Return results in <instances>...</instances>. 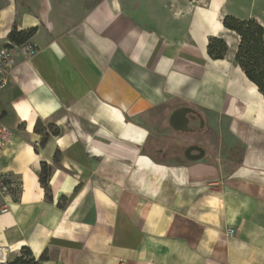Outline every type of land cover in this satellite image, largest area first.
<instances>
[{
  "label": "crops",
  "instance_id": "crops-1",
  "mask_svg": "<svg viewBox=\"0 0 264 264\" xmlns=\"http://www.w3.org/2000/svg\"><path fill=\"white\" fill-rule=\"evenodd\" d=\"M35 5L19 29L37 27L36 51L15 56L0 94L12 131L0 173L21 182L17 197L0 194L8 264L26 249L37 264H264V98L222 25L231 15L264 28V0ZM213 36L228 46L223 59L207 54ZM178 103L198 109L200 137L222 146L158 159Z\"/></svg>",
  "mask_w": 264,
  "mask_h": 264
},
{
  "label": "trees",
  "instance_id": "trees-1",
  "mask_svg": "<svg viewBox=\"0 0 264 264\" xmlns=\"http://www.w3.org/2000/svg\"><path fill=\"white\" fill-rule=\"evenodd\" d=\"M222 25L235 32L239 36V43L234 55V60L243 71L246 78L253 83L264 98V28L253 18L239 19L231 15H224ZM37 27L32 26L28 29H17L16 26L8 33V43L19 45L31 39ZM7 45V44H6ZM207 54L212 59H223L226 55L228 46L224 39L220 37H210L207 43ZM37 124V123H36ZM35 124V125H36ZM48 131L52 135L58 134V129L53 124L47 125ZM48 133L43 135L40 145H44ZM51 167L46 163L41 164L38 173L40 185L44 188L45 195L49 192V176ZM28 250H24L21 256L10 264H37L30 256ZM40 259H45L41 255Z\"/></svg>",
  "mask_w": 264,
  "mask_h": 264
},
{
  "label": "rangeland",
  "instance_id": "rangeland-1",
  "mask_svg": "<svg viewBox=\"0 0 264 264\" xmlns=\"http://www.w3.org/2000/svg\"><path fill=\"white\" fill-rule=\"evenodd\" d=\"M35 6V0H0V47L8 44L7 35L12 30L13 26H16V28L19 29L20 18L23 16L21 13L31 15L33 14ZM28 28L30 27L24 29ZM179 31L181 32V30ZM170 132L171 134L168 137L165 135L166 139L162 141V143L154 144V147L152 146V152L158 157V159H174V157H176L175 155L181 154L183 145L187 141H192L195 137L200 135L177 131L172 128L170 129ZM182 137H184L185 140ZM197 139L208 148L207 149L204 146L206 150L205 156L209 155V145H216V148L222 146L219 138L214 140L209 139V141H207L204 140L205 138L199 136ZM205 143H207V145ZM158 148L160 150H158Z\"/></svg>",
  "mask_w": 264,
  "mask_h": 264
},
{
  "label": "built area",
  "instance_id": "built-area-1",
  "mask_svg": "<svg viewBox=\"0 0 264 264\" xmlns=\"http://www.w3.org/2000/svg\"><path fill=\"white\" fill-rule=\"evenodd\" d=\"M36 51L35 44L28 40L22 44L15 45L8 43L0 47V94L7 88L6 73L15 64V56L21 55L24 59H29ZM12 131L5 125H0V150L7 144L11 137ZM21 182L19 179L12 178L7 173H0V194L2 196L17 197L20 194ZM6 211L5 206L0 207V212ZM233 228H227L226 234L231 235ZM0 264H8L7 248L0 246ZM120 264H126L120 262Z\"/></svg>",
  "mask_w": 264,
  "mask_h": 264
},
{
  "label": "flooded vegetation",
  "instance_id": "flooded-vegetation-1",
  "mask_svg": "<svg viewBox=\"0 0 264 264\" xmlns=\"http://www.w3.org/2000/svg\"><path fill=\"white\" fill-rule=\"evenodd\" d=\"M178 108L186 109V112H187V118H188L187 125H188L189 128L192 129V131H188L186 133L199 134L200 131L203 129V126H204V120L202 119V117L198 113L200 111L198 109H196L195 107H193L192 105H190V104H187V103H178V104L170 107L169 110H168V112H173L174 110H176ZM191 121L193 122V124L190 123ZM170 128H171V126H170ZM198 137H195V139L192 140V141H187L183 145V149L181 151V154H179L182 158L186 159L185 158V149L188 146H191V145L201 146L204 149V156H205L206 150L204 148V145L197 139ZM197 153H198L197 150H192L191 151V154H197Z\"/></svg>",
  "mask_w": 264,
  "mask_h": 264
},
{
  "label": "water",
  "instance_id": "water-1",
  "mask_svg": "<svg viewBox=\"0 0 264 264\" xmlns=\"http://www.w3.org/2000/svg\"><path fill=\"white\" fill-rule=\"evenodd\" d=\"M168 123L174 130L188 132L192 131L191 128L188 127V118L186 109L178 108L170 113L168 117ZM192 150H197V154H191ZM204 149L201 146L191 145L185 149V158L187 160H198L203 158Z\"/></svg>",
  "mask_w": 264,
  "mask_h": 264
}]
</instances>
